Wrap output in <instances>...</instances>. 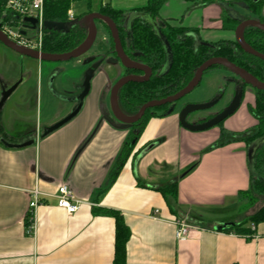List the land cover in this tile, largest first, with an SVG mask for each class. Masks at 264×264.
<instances>
[{
    "label": "crops",
    "instance_id": "obj_1",
    "mask_svg": "<svg viewBox=\"0 0 264 264\" xmlns=\"http://www.w3.org/2000/svg\"><path fill=\"white\" fill-rule=\"evenodd\" d=\"M70 1V11L75 3L85 5V15L99 13L101 7L108 5L121 12L125 21L128 14L142 11L149 3ZM93 2L95 10H91ZM251 2L254 1L164 0L154 21L193 30L199 41L207 45L235 42L234 31L223 28V5L240 17L258 20L249 10ZM71 13V21H78L85 29L82 17ZM260 17L264 19V3ZM103 30V46L89 51L73 65L63 68L58 63L43 65L36 61L34 80L18 54L0 47V97L4 90L17 84L0 109V131L10 139L0 136V264H112L115 221L96 213L98 210L118 212L129 229L126 264H264V222L248 225L252 234L246 236L223 231V227L247 219L241 212L242 193L249 189L251 178L246 145L237 141L220 144L217 129H183L178 121L181 107L146 122L132 154L110 184L109 174L131 130L116 129L103 120L110 116V88L126 75L110 52L108 33ZM103 55L79 113L40 138L44 128L76 107L50 94L47 83L52 71H60L53 82L59 93L73 96L78 93L84 70ZM217 76L226 73L221 71ZM250 98L249 95L247 104L253 103ZM233 122L225 124L223 130L238 132ZM250 123L254 126L256 122ZM29 141L33 144L19 146ZM4 143L16 147L9 148ZM133 154L137 155L134 170ZM174 181L178 186V217L169 211L156 190ZM61 185L69 187L83 202L73 215L57 207L56 195ZM34 191L40 194L41 205L35 211L36 234L29 237L26 221ZM178 220L191 226L182 241L175 239Z\"/></svg>",
    "mask_w": 264,
    "mask_h": 264
},
{
    "label": "trees",
    "instance_id": "obj_2",
    "mask_svg": "<svg viewBox=\"0 0 264 264\" xmlns=\"http://www.w3.org/2000/svg\"><path fill=\"white\" fill-rule=\"evenodd\" d=\"M163 1L164 0H149L147 7L140 12L146 13L152 19H155ZM263 3L264 0H257L255 3H249L248 7L251 12L258 16V21L264 24V19L260 17V10ZM5 4L6 0H0V27L2 28L4 24L16 26L18 20L5 10ZM70 6V0H44L43 20L66 23ZM98 12L109 17L117 26L119 38L125 54L132 61L146 65L152 71V76L147 82L141 84L128 83L119 91L117 103L121 112L126 116L135 115L140 107L149 101L165 99L182 90L190 82L196 69L206 60L214 57L227 59L237 67L244 69L258 81L264 83V62L245 54L234 41H221L215 45H204L194 50V41L188 36L189 33L194 32L193 30L183 27H171L165 25V23H159V26L171 47L173 65L166 75L159 77L158 73L161 71L164 64V54L161 44L152 28L137 19L133 21L129 29H127L124 15L119 11L112 10L108 5L101 7ZM225 13L226 15L223 17L222 21L223 28L225 30L234 31L238 23L234 21L226 11ZM103 28L107 32L106 27L103 26ZM85 37V29L81 28L77 22L69 25L66 32L44 29L41 49L44 53L49 54L66 53L79 46ZM244 38L251 48L264 55L263 32L255 28H247L244 32ZM109 50L113 52V44L110 37ZM127 73L139 74L133 71H127ZM169 109V107L163 106L155 110L146 111L138 125L131 127V135L115 160L109 174L110 184L116 179L123 165L132 154L136 141L146 122L152 117L161 118L166 116ZM249 110L256 122L252 130L241 135L228 136L229 138L225 140L221 139L219 142L220 144L225 141H237L243 142L247 147L254 140L264 136V91L254 90V99L253 103L249 105ZM0 136L5 138V135L1 131ZM225 136L226 133H223L221 138H225ZM136 157L137 155L133 154V170L135 168L134 161ZM253 167L256 177L250 178L249 189L242 193V196L245 197L247 193L250 194L252 200H254L253 194L264 196V145L256 151L253 159ZM177 188V182L174 181L163 187H158L156 190L160 192L165 199L169 211L178 217L179 212L175 207ZM95 212L114 219L115 246L112 264H126V244L130 238V232L124 224L122 216L118 212L110 210H98ZM263 222L264 205L245 221L233 224L223 231L246 236L252 234L251 227L248 225L256 226Z\"/></svg>",
    "mask_w": 264,
    "mask_h": 264
},
{
    "label": "water",
    "instance_id": "obj_3",
    "mask_svg": "<svg viewBox=\"0 0 264 264\" xmlns=\"http://www.w3.org/2000/svg\"><path fill=\"white\" fill-rule=\"evenodd\" d=\"M252 1L255 2L256 0H252ZM223 8L227 12V14L234 21L238 23V25L234 30V40L236 45L245 54L253 56L264 62V55L258 53L253 48H251L249 44L246 43L244 38V32L247 28H255L264 33V24L258 20L245 19L243 17L238 16L237 13H235L227 5H223ZM137 19L141 20L142 22H144L145 24L149 25L152 28V30L154 31L156 37L158 38L161 44L164 54V64L161 71L158 73V76L162 77L169 72V70L173 65V54L171 47L167 42L165 36L163 35L159 24L146 13L143 12L131 13L128 19L125 21L126 28L129 29L131 23ZM22 22H23L22 30L20 31V34L22 36L26 35L25 32L26 30H30V31L35 30L37 24V21L35 19L24 18ZM75 22L77 21H70L66 23L43 21V29L49 31H56V32H66L68 30L69 25ZM97 22H99L101 25L106 27L107 33L113 44L112 53L115 59L121 65V67L127 71H133L140 74V75L139 74L124 75L123 77L119 78L110 88L108 108H109V115L112 118L113 122L106 117H104L103 120L107 124H109L110 126L116 129L119 130L130 129L132 125L136 124L141 120V118L145 115L146 111L148 110L157 109L166 105H175L177 102H179L183 97L191 93L199 85L201 78L206 71L216 67H220L228 70L238 80H240L242 84L235 88V93L232 100L220 113L216 114L211 119L204 121L202 123H197V122L188 123L186 119L190 114L194 112L210 110L218 103L219 99H212L208 102L201 104H188L182 107L178 113V121L183 129L189 132H204L210 128H213L221 124L227 118L232 116L241 105V100L243 97V91L245 85L257 91H264V83L258 81L255 77H253L251 74L246 72L244 69L237 67L236 65L232 64L225 58L214 57L206 60L196 69L192 79L182 90L165 99L149 101L144 105H142L135 115L126 116L121 112L117 103V96L119 91L128 83L141 84L147 82L152 76V71L148 66L132 61L125 54L119 38L117 26L109 17L104 16L101 13H88L84 15L81 19V24L86 30V37L79 46L66 53L49 54V53H44L43 51H38L20 45L9 39L6 36V34L1 30V27H0V44L22 57H26L38 62H43V63L46 62L52 64L69 62L71 60H75L86 55L90 51L97 37V27H96ZM188 36L191 37L194 41V50H197L198 47L200 46L207 45L199 41L198 37L194 33H189ZM103 59H104V55L103 57H101L99 61L92 63L84 70V72L82 73L81 84L77 87L78 93L73 96H65L60 93H57V91L54 88L53 82L55 77L59 74L60 71L57 69L52 71L47 83L50 94L64 103H73L75 104L76 107L60 121L56 122L50 127L44 128L41 135L39 136L40 138H44L49 134L53 133L54 131L58 130L59 128L70 122L79 113V111L82 108V104L85 97L89 94L90 82L95 72L101 66ZM16 87L17 84L13 85L9 89H6L2 92L0 97V109ZM173 111H174V107L171 106L167 112V115L171 114ZM31 144H33V141H29L19 146L27 147ZM4 145L9 148L16 147L14 145H10L7 143H4ZM263 145H264V136L254 140L246 147L247 165L251 177H256L253 167L254 155L256 151ZM227 227H223V229Z\"/></svg>",
    "mask_w": 264,
    "mask_h": 264
},
{
    "label": "rangeland",
    "instance_id": "obj_4",
    "mask_svg": "<svg viewBox=\"0 0 264 264\" xmlns=\"http://www.w3.org/2000/svg\"><path fill=\"white\" fill-rule=\"evenodd\" d=\"M96 7L97 6H96L95 2H93L91 10H95ZM86 10H87V8L85 7V5L83 3H75L71 7V11L73 12V14L76 17H83L84 15L83 16H81V15L84 14L86 12ZM69 11H70V8H69ZM128 17H129V14L126 16V20L128 19ZM96 27H97V37H96L95 43L93 44V47L91 48L90 51H93L99 45L103 46V44L105 43V41L103 40V35H102V32H104L103 26L99 22H97ZM25 32H26L25 38L30 43H36V41H37L36 32L30 31V30H26ZM106 37H107L106 40L109 43V37L107 34H106ZM107 42H106V44H108ZM0 47H3V46H1V44H0ZM3 49H4V51H8L7 48L3 47ZM11 55H13V54H11ZM14 57H16V56H14ZM83 57H85V56H82V57L75 59V60H71L68 63L64 62L65 64L64 63H58V65H62L63 68H66L65 65H67V64L73 65L77 61H80V59H84ZM18 59H20V61H23V63L26 64L24 66L29 67V70H31L33 75H34V77H33V80H34L37 62L35 60H31V59L29 60V58H23L20 55L18 56ZM10 63H12V61H10ZM28 65H30V66H28ZM43 65H46V62H44ZM221 71H222V73L224 71V73H226V76L218 77L217 73H219ZM65 76H66V74H65ZM235 78L236 77L231 72H229L228 70H226L224 68H220V67H216V68H213V69L206 71L203 74L199 85L191 93H189L188 95L183 97L177 103V106L175 108V112H177L178 109L182 106L184 107L185 105H188V104L205 103V102H208V101L214 99V97H216V98H219V101L213 108H211L210 110H206V111L194 112V113L190 114L186 120L188 123H190V122L197 121V119H199V118L206 117L208 114H217L220 109L225 108V106L228 105V103H230V101L232 100L234 93H235V88H236V86L234 84ZM30 88H32V81H31ZM54 88L57 91V93H59V91H58L59 88H57L55 84H54ZM60 91L63 92L62 89H60ZM60 94H62V93H60ZM249 95L251 97L250 99L253 102V97H254L253 91L249 86H246L244 88V91H243L242 103L239 106V108L237 109V111L232 116H230L225 121H223L220 125H217V126L210 128L206 131H211V130L217 129L219 131V135H220L217 141H219V140L221 141V139L225 140V139L229 138L231 135H241V134L250 132L253 128V126L250 125L251 124L250 121H252V120L254 121L255 119L249 110L250 104L246 103V100L249 97ZM108 98H109V96H108ZM108 98H107V105H108ZM232 121H235L232 124H233V126L236 125L234 127H236V128L238 127L239 131L238 132H229V131L225 130V132H224L223 126L227 123H231ZM230 129H232V128H230ZM232 130H235V129H232ZM223 133H226L225 138H221ZM250 193L253 194L252 192H250ZM250 196L251 195L248 193H247L246 197L243 196V202L241 204L242 215L244 217H247V218H249L254 212L259 210L264 205V196H259V195L253 194L254 200H252V198Z\"/></svg>",
    "mask_w": 264,
    "mask_h": 264
},
{
    "label": "built area",
    "instance_id": "obj_5",
    "mask_svg": "<svg viewBox=\"0 0 264 264\" xmlns=\"http://www.w3.org/2000/svg\"><path fill=\"white\" fill-rule=\"evenodd\" d=\"M43 5L44 0H6L5 10L18 20V24L16 26L4 24L1 30L12 41L31 49L42 51L41 45L44 30ZM24 18H33L37 21L34 30L37 34L36 43H30L25 36L20 34L23 25L22 20ZM72 19L73 15L71 11H69L67 13V22H70ZM56 200L57 207L63 209L68 215L75 214L83 204V202L77 199L74 192L66 185H61L58 188ZM39 205H41L40 194L37 191H34L28 204L26 221V235L29 237H34L36 234L35 211ZM155 214H157V211H155ZM175 224V239L182 241L187 237L191 226L181 220L176 221Z\"/></svg>",
    "mask_w": 264,
    "mask_h": 264
},
{
    "label": "flooded vegetation",
    "instance_id": "obj_6",
    "mask_svg": "<svg viewBox=\"0 0 264 264\" xmlns=\"http://www.w3.org/2000/svg\"><path fill=\"white\" fill-rule=\"evenodd\" d=\"M125 72H126V75L129 74V73H127V70H125ZM139 75H140V74H139ZM239 81H240V80H238L237 78L234 79V84H235L236 87H237V86H240V85L242 84V82H241V81L239 82ZM245 87H246V85L244 86V88H245ZM251 89H252V88H251ZM252 91H253V94H254V89H252ZM215 98H216V97H214V99H215ZM216 99H219V98H216ZM177 103H178V102H177ZM177 103H176L175 105H173L174 110H175V108H176V106H177ZM241 103H242V100H241ZM166 106L170 108L172 105H166ZM226 106H227V105H226ZM226 106H225V107H226ZM182 107H183V106H182ZM182 107H181V108H182ZM223 109H224V108H223ZM223 109H220V110L218 111V113H220ZM152 110H155V109H152ZM180 110H181V109H180ZM148 111H150V110H148ZM218 113H217V114H218ZM215 115H216V114H208L207 116L205 115L206 117L199 118V119H197L196 122H197V123H202V122H204V121H207V120L211 119V118H212L213 116H215ZM143 117H144V116H143ZM143 117H142V118H143ZM108 118H109L110 121L113 122V120H112V118H111L110 116H108ZM142 118H141V120H142ZM141 120H140V121H141ZM140 121H139V122H140ZM139 122H137L136 124L132 125V127L135 126V125H138ZM130 130H132V128H130ZM7 141H9V139H7Z\"/></svg>",
    "mask_w": 264,
    "mask_h": 264
}]
</instances>
